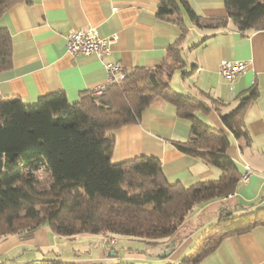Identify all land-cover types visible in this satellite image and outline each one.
Returning a JSON list of instances; mask_svg holds the SVG:
<instances>
[{
  "label": "trees",
  "instance_id": "1",
  "mask_svg": "<svg viewBox=\"0 0 264 264\" xmlns=\"http://www.w3.org/2000/svg\"><path fill=\"white\" fill-rule=\"evenodd\" d=\"M20 1L24 0H0V15ZM223 3L227 16L218 18L198 14L188 0H157L156 15L176 24L178 36L168 43L158 65L133 69L99 95L85 91L70 102L63 91H54L31 103L16 96L0 97V237L45 224L51 232L68 237L103 233L109 252L116 253L108 237L171 238L195 205L236 192L240 173L227 153L228 134L200 119L199 113L210 110L206 103L175 91L168 81L184 65L180 52L188 32L184 14L199 27L218 28L229 19L240 31L264 29V0ZM11 65V36L0 27V71ZM257 95L252 85L234 108L219 114L223 127L244 146L251 141L244 114ZM156 97L173 104L176 115L189 123V135L175 141V147L217 167V178L184 185L167 179L154 156L111 160L114 139L107 131L137 122ZM41 168L50 178L45 187L35 176ZM256 225H264V206L237 213L221 206L193 251L167 264H198L224 237ZM27 264L78 263L41 259Z\"/></svg>",
  "mask_w": 264,
  "mask_h": 264
},
{
  "label": "crops",
  "instance_id": "2",
  "mask_svg": "<svg viewBox=\"0 0 264 264\" xmlns=\"http://www.w3.org/2000/svg\"><path fill=\"white\" fill-rule=\"evenodd\" d=\"M188 2L200 15L227 16L223 0ZM156 9L157 0H24L13 4L0 15V27L6 28L12 41V65L0 71V97L16 96L31 103L42 94L63 91L68 101L73 102L82 92L106 81V62H118L124 74L135 68L158 65L166 46L180 30L176 24L159 18ZM184 20L188 26L180 50L184 65L171 73L169 84L175 91L210 107L208 113L198 116L228 134L231 145L227 153L240 176L245 166L250 169L246 181L239 179L233 195L210 199L199 210L215 202L219 208L224 206L235 213L263 207L264 29L240 31L229 19L218 28L199 27L185 14ZM85 26L95 27L99 36L117 34V40L102 59L95 54L67 53L66 34L70 29ZM221 60L245 61L248 65L229 84L218 71ZM252 85L258 95L244 114L251 139L250 145L244 146L241 138H234L223 127L219 114L234 108ZM107 133L114 139L113 162L138 155L154 156L160 160L167 179L184 185L215 179L220 174L217 167L175 147V141L189 135V123L176 115L173 104L161 98H154L141 111L137 122L109 129ZM103 236V233L62 236L51 232L45 224L40 225L33 231L0 237V264H27L41 259L114 264L120 255L115 247L116 253L109 252L111 246L104 243ZM190 239V235L186 237L187 243ZM185 245L166 246L172 253L180 254ZM198 264H264V225L224 237Z\"/></svg>",
  "mask_w": 264,
  "mask_h": 264
},
{
  "label": "rangeland",
  "instance_id": "3",
  "mask_svg": "<svg viewBox=\"0 0 264 264\" xmlns=\"http://www.w3.org/2000/svg\"><path fill=\"white\" fill-rule=\"evenodd\" d=\"M103 92V91H102ZM101 92V93H102ZM182 93L180 91H177ZM99 93V94H101ZM94 94V95H99ZM35 176L39 186L45 187L49 184L50 178L48 170L41 168L35 172ZM217 200L216 198L211 199ZM205 203L195 205L185 218L183 225L178 233L171 238L157 239L147 241L139 238L128 236H116L113 246L118 250L120 259L115 262L120 264H167L177 263L184 255H189L197 240L200 238L204 230L214 223L219 212V203L215 202L204 207L200 212L199 208ZM203 222V224H201ZM201 228L197 231V227ZM191 236L190 242L187 243L186 237ZM185 245L180 254H174L170 251L169 245L179 247ZM167 245V246H166ZM170 254V255H169ZM174 254V255H173Z\"/></svg>",
  "mask_w": 264,
  "mask_h": 264
},
{
  "label": "built area",
  "instance_id": "4",
  "mask_svg": "<svg viewBox=\"0 0 264 264\" xmlns=\"http://www.w3.org/2000/svg\"><path fill=\"white\" fill-rule=\"evenodd\" d=\"M117 34L113 33L109 36H99L97 30L93 26H85L76 29H70L65 36L66 51L71 56L79 54L88 55L95 54L100 59L110 51V46L117 40ZM248 63L245 61H228L221 60L218 71L221 76L229 83L233 84L236 76L246 69ZM106 69V81L90 90L93 94L101 93L111 84H115L123 79L124 72L118 62L104 63ZM250 175L248 166L244 167V172L240 176L242 181H246ZM109 242L115 241L114 237L107 238Z\"/></svg>",
  "mask_w": 264,
  "mask_h": 264
}]
</instances>
